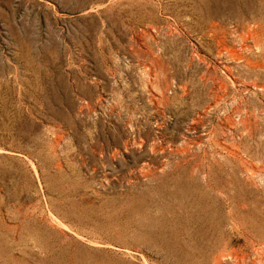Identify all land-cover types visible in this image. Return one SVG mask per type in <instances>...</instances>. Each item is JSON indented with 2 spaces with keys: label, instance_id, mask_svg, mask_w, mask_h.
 I'll use <instances>...</instances> for the list:
<instances>
[{
  "label": "rangeland",
  "instance_id": "obj_1",
  "mask_svg": "<svg viewBox=\"0 0 264 264\" xmlns=\"http://www.w3.org/2000/svg\"><path fill=\"white\" fill-rule=\"evenodd\" d=\"M0 264H264V0H0Z\"/></svg>",
  "mask_w": 264,
  "mask_h": 264
}]
</instances>
